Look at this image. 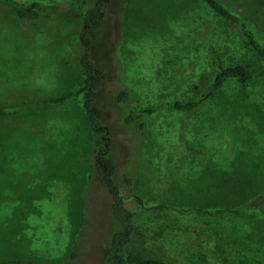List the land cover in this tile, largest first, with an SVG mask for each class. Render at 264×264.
Listing matches in <instances>:
<instances>
[{
	"label": "rangeland",
	"instance_id": "374dc122",
	"mask_svg": "<svg viewBox=\"0 0 264 264\" xmlns=\"http://www.w3.org/2000/svg\"><path fill=\"white\" fill-rule=\"evenodd\" d=\"M103 1L85 54L102 72L96 114L133 214L130 252L165 264H240L246 255L252 258L243 264H264L263 213L187 210L233 207L234 198L256 194L264 205V58L201 0ZM217 1L264 44V0ZM78 33L49 20L25 23L0 7V107L32 106L73 90L82 77L72 63ZM235 63L248 71L246 86L228 78L200 108L171 107L203 90L218 65ZM90 154L80 94L54 108L0 117V260L60 263L72 251L70 264H99L115 222L109 196L89 170ZM158 205L165 207L151 210Z\"/></svg>",
	"mask_w": 264,
	"mask_h": 264
},
{
	"label": "trees",
	"instance_id": "16d2710c",
	"mask_svg": "<svg viewBox=\"0 0 264 264\" xmlns=\"http://www.w3.org/2000/svg\"><path fill=\"white\" fill-rule=\"evenodd\" d=\"M201 2L210 8L217 16L235 25L239 29L247 45L252 49L257 59H259L258 57L264 58V44L259 43L254 38L246 23L240 17L229 11L217 0H201ZM0 7L10 10L17 19L25 23H31L37 20L53 21L60 27L62 32L65 33L68 27L74 28L77 26L79 28L77 46L79 47L80 53L72 63L79 67L82 73L81 79L77 82L73 90L57 98L42 99L32 106L23 105L11 109L0 107V117L13 116L20 112L31 110L32 108H54L66 101L68 97L79 94L82 95V108L90 129L91 154L89 170L94 173L99 186L109 196L110 215L115 222L111 235L102 249L99 264H165L160 259L141 257L130 252L129 244L134 230L133 214L124 206L121 195L119 194L117 184L114 180L115 162L111 157L107 129L103 123H100L96 114L95 95L103 82V77L100 69L93 66L92 63L86 59L85 53L92 47V41L87 31L103 16L104 1L64 0L48 4L36 0L29 2L0 0ZM228 78L234 79L240 86H246L249 75L247 69L239 63L229 64L227 66L218 65L211 81L203 90L185 100L173 101L170 105L172 108L182 111L198 109ZM118 92H120V98L126 99L127 93L125 90L123 91V89H121ZM260 95L263 96L262 94ZM140 110L150 112L152 107H145ZM133 121L134 118L132 116L124 117L125 123H133ZM137 127L143 129V123L138 122ZM122 180L126 184L129 183V178L127 176L122 177ZM248 196L249 195H245L243 197L234 198L232 201L236 202L237 200L239 202L233 207H222L224 204V202H222L218 203L220 206H215V208L203 209L194 207L187 210L207 216H215L227 212H235L238 214L244 209H255L258 210L259 213L264 214L262 197L258 194L250 197ZM136 200L140 202V199L137 197ZM232 201L229 203L231 204ZM164 207L163 205L152 206L151 210ZM74 257V252L70 251L65 260L60 263L40 261L25 257H9L0 260V264H70ZM244 258L246 259L237 258V261L243 264L249 261L252 256L248 257V255H246Z\"/></svg>",
	"mask_w": 264,
	"mask_h": 264
}]
</instances>
